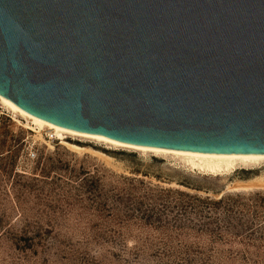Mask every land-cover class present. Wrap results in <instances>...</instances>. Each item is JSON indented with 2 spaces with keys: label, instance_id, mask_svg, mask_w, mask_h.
<instances>
[{
  "label": "water",
  "instance_id": "1",
  "mask_svg": "<svg viewBox=\"0 0 264 264\" xmlns=\"http://www.w3.org/2000/svg\"><path fill=\"white\" fill-rule=\"evenodd\" d=\"M0 96L129 145L264 154V0H0Z\"/></svg>",
  "mask_w": 264,
  "mask_h": 264
},
{
  "label": "rangeland",
  "instance_id": "2",
  "mask_svg": "<svg viewBox=\"0 0 264 264\" xmlns=\"http://www.w3.org/2000/svg\"><path fill=\"white\" fill-rule=\"evenodd\" d=\"M65 141L110 160L0 104V264H264V165L215 177Z\"/></svg>",
  "mask_w": 264,
  "mask_h": 264
},
{
  "label": "bare ground",
  "instance_id": "3",
  "mask_svg": "<svg viewBox=\"0 0 264 264\" xmlns=\"http://www.w3.org/2000/svg\"><path fill=\"white\" fill-rule=\"evenodd\" d=\"M0 104L7 109L14 118L20 117L26 121V126L31 127L38 136L47 132V136L57 140L61 145L67 147L74 153H90L94 156L110 160L100 152L93 151L89 148H82L77 145L69 144L65 140L67 138H80L90 142L103 144L113 149H128L144 155L153 154L156 156H164L179 161L183 166L196 170L197 172L208 176H228L237 170L253 171L264 165V154H215V153H197L189 151H176L170 149L154 148L129 145L112 139H108L101 135L81 133L74 130L62 128L41 119L33 117L20 108H18L10 100L0 96ZM49 132V133H48ZM250 186V184L248 185Z\"/></svg>",
  "mask_w": 264,
  "mask_h": 264
}]
</instances>
